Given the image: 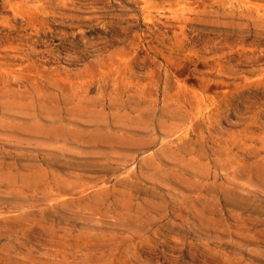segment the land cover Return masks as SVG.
Returning a JSON list of instances; mask_svg holds the SVG:
<instances>
[{
    "label": "rangeland",
    "instance_id": "1",
    "mask_svg": "<svg viewBox=\"0 0 264 264\" xmlns=\"http://www.w3.org/2000/svg\"><path fill=\"white\" fill-rule=\"evenodd\" d=\"M0 264H264V0H0Z\"/></svg>",
    "mask_w": 264,
    "mask_h": 264
}]
</instances>
